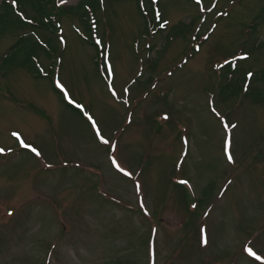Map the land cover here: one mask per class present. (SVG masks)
I'll list each match as a JSON object with an SVG mask.
<instances>
[{"label":"rangeland","instance_id":"rangeland-1","mask_svg":"<svg viewBox=\"0 0 264 264\" xmlns=\"http://www.w3.org/2000/svg\"><path fill=\"white\" fill-rule=\"evenodd\" d=\"M160 7L168 29L193 24L166 50L164 33L142 35L136 0L104 1L106 23L96 11L99 36L111 27L110 78L75 32L81 20H62L54 76L80 113L49 78L0 77V264H264V95H225L219 78L241 44L248 72L264 70V0ZM28 30L7 27L0 57Z\"/></svg>","mask_w":264,"mask_h":264},{"label":"trees","instance_id":"trees-1","mask_svg":"<svg viewBox=\"0 0 264 264\" xmlns=\"http://www.w3.org/2000/svg\"><path fill=\"white\" fill-rule=\"evenodd\" d=\"M17 5L10 3V0H3L0 5V37L7 32V27H20L29 28L30 30L19 35L16 43L12 46L11 50L8 51V56L2 59L0 65V75L8 74L14 68H27L31 73L36 75L37 78H42L39 70L37 69L33 58L37 56L38 50L41 47L34 36V33L46 34L50 33L55 35L56 28V16L72 15L78 17L83 21L86 29V33L91 36V28L89 26V8L91 11H98L104 7L102 0H78L75 6H69L67 8H57L56 0H15ZM105 5L107 2L112 1H122V0H103ZM141 16L144 21V31L148 32L149 27H156L157 21L155 20L154 6L149 0H136ZM146 5L151 11L150 14L144 15L142 4ZM152 4V6H151ZM25 16L27 19L23 21L19 14ZM29 21V22H28ZM191 28L190 25H176L173 27V35H184ZM162 31V30H161ZM52 32V33H51ZM143 32V31H142ZM164 32V31H163ZM91 45L92 40L87 38L86 40ZM169 40H167L165 45V50L167 49ZM264 45V43L262 44ZM260 44H254L252 50H258ZM154 48H150L151 51ZM46 55L49 59H53V54L45 50ZM98 51V50H97ZM56 52V50H55ZM238 62V61H235ZM233 63V62H232ZM97 71L99 63L96 62ZM224 71V73L219 77L221 84V93L225 95H230L231 97H238L241 93L248 95L255 93L259 97L264 95V70L255 73L251 80H247V69L243 66V63L238 62L236 66L231 64H226L219 70V73ZM59 92V91H58ZM60 93V92H59ZM61 95V94H60ZM63 99V97L61 96ZM213 185L209 184L202 190L203 197H207L212 193Z\"/></svg>","mask_w":264,"mask_h":264},{"label":"snow or ice","instance_id":"snow-or-ice-1","mask_svg":"<svg viewBox=\"0 0 264 264\" xmlns=\"http://www.w3.org/2000/svg\"><path fill=\"white\" fill-rule=\"evenodd\" d=\"M249 75H251V73H249ZM233 127H234V126H233ZM13 135L18 137V134H17V133H13ZM20 142H21V145L24 146V147H31V145L25 144L23 140H21ZM2 151H3V149H0V152H2ZM32 151H33V152H36L37 155H39V153L37 152V150H36L35 148H32ZM228 159H229V161L232 160L231 155L228 156ZM113 162L115 163V161H113ZM116 166H117V168H120L119 164H117ZM120 171H124V169L120 168ZM184 183H187V182L184 181ZM248 252H249L251 255H253V256L256 255V253L253 252L251 248L248 249ZM259 258H260V257H257V259H259Z\"/></svg>","mask_w":264,"mask_h":264}]
</instances>
